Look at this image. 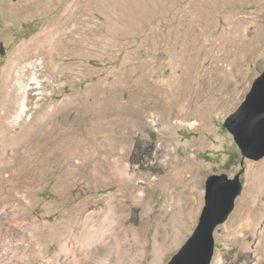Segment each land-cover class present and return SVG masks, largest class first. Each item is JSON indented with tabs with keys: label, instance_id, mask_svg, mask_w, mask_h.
Wrapping results in <instances>:
<instances>
[{
	"label": "rangeland",
	"instance_id": "rangeland-1",
	"mask_svg": "<svg viewBox=\"0 0 264 264\" xmlns=\"http://www.w3.org/2000/svg\"><path fill=\"white\" fill-rule=\"evenodd\" d=\"M1 43L0 264H70L63 249L81 221L122 202L136 247L125 264H167L199 224L207 178L243 168L212 264H264V158L242 165L224 126L264 71V0H0ZM38 51L50 82L26 92L17 120L12 66ZM112 97L120 111L43 147L45 107L71 124ZM148 102V122L132 129L130 108ZM121 130L120 172L95 173L91 161L119 158L102 141ZM40 152L43 168L28 173Z\"/></svg>",
	"mask_w": 264,
	"mask_h": 264
},
{
	"label": "bare ground",
	"instance_id": "bare-ground-1",
	"mask_svg": "<svg viewBox=\"0 0 264 264\" xmlns=\"http://www.w3.org/2000/svg\"><path fill=\"white\" fill-rule=\"evenodd\" d=\"M77 33H79L78 29H74L68 33L66 32L62 35V40H70L74 38L73 36ZM40 53L41 52L38 51V53L35 52L30 56H26L24 60L20 62L16 61V63L12 66V70L16 71L14 77L21 80L19 85H15L13 87V89L16 90L17 96L20 97L17 102V104H19V113L16 117L17 120H21L23 115L22 113L26 108L24 101L26 92L35 85L45 83L46 81L50 82V78H46L45 80H41L42 78L40 79V77L45 76L44 63L38 61V58L33 61L35 57L41 55ZM39 72H41V74H39ZM26 75H29L28 78H26ZM118 102L119 101L112 97V99L110 98L105 102L102 109L95 108L90 111L88 110L81 116L77 117V119L71 124H68L66 120H64L61 115L62 108L59 105H56L54 109L45 107L36 121L38 122L37 127L46 131L43 138L44 142H42L45 143L43 147L47 146L51 141H58L66 134L78 133L80 135L83 134V136L88 134L94 125H100L99 122L101 118L108 115L113 116V114L119 110L120 105ZM40 107L42 108V106ZM151 110H153V107L149 104V102L142 104L136 103L135 106H132L129 110V121L126 120L125 122L131 124L130 126L132 129H135V127L140 126L143 122H148ZM159 121L160 120H158V122ZM112 124L113 122L108 123V125ZM194 124L195 123L191 125ZM122 130L119 131L118 134H115V136L106 137L105 139L107 140L103 139L102 141L103 145L106 146L105 148L108 147L109 159L120 155L119 158H115L109 162L91 161L93 163L92 168L95 173L97 172L99 174L104 173L111 175L120 172V169H118L120 168L118 163L121 162L122 158H124V155L120 152V146L124 143L126 138L124 135L125 133ZM41 154L42 152H40L39 156L29 164L28 173L34 174L41 171L43 168L42 162L39 163L40 158H42ZM122 203H115L111 206H106L102 211H98L81 221L79 228L82 232H78L76 234V236L78 234L80 235L76 237L77 239L73 245L65 246L63 249L64 255L70 259V264H106L105 261L110 258H113L112 261H115L118 264H125L132 256V251L136 249V247L130 245L129 241L126 239V228L124 224L125 216L124 212L121 210ZM76 229L78 228L75 227L73 234L76 233ZM142 233V231H139L136 236L142 237ZM139 246L143 247L142 242ZM69 251H72L73 253L71 256L68 254ZM75 254H81V256H83L79 259Z\"/></svg>",
	"mask_w": 264,
	"mask_h": 264
},
{
	"label": "water",
	"instance_id": "water-1",
	"mask_svg": "<svg viewBox=\"0 0 264 264\" xmlns=\"http://www.w3.org/2000/svg\"><path fill=\"white\" fill-rule=\"evenodd\" d=\"M1 54L5 46L0 44ZM224 126L245 159L264 158V71L253 83L240 108L229 116ZM243 168L234 178L227 174L210 175L206 181L205 206L192 236L167 264H212L216 251V229L225 224L236 208L243 192Z\"/></svg>",
	"mask_w": 264,
	"mask_h": 264
}]
</instances>
